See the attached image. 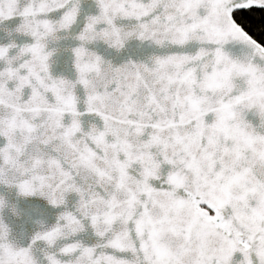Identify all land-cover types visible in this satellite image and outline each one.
Returning a JSON list of instances; mask_svg holds the SVG:
<instances>
[{"label":"snow or ice","instance_id":"6c2138e0","mask_svg":"<svg viewBox=\"0 0 264 264\" xmlns=\"http://www.w3.org/2000/svg\"><path fill=\"white\" fill-rule=\"evenodd\" d=\"M0 264H264V0H0Z\"/></svg>","mask_w":264,"mask_h":264}]
</instances>
